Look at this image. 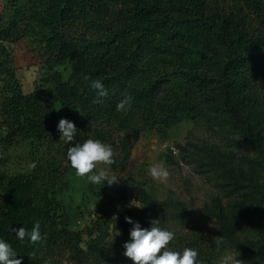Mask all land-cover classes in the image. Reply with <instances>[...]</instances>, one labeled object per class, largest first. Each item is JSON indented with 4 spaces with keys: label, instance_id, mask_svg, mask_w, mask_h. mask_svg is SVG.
I'll list each match as a JSON object with an SVG mask.
<instances>
[{
    "label": "trees",
    "instance_id": "1",
    "mask_svg": "<svg viewBox=\"0 0 264 264\" xmlns=\"http://www.w3.org/2000/svg\"><path fill=\"white\" fill-rule=\"evenodd\" d=\"M23 40L39 46L48 72L30 93L7 48ZM64 65L71 68L66 80L57 70ZM85 75L100 79L108 96L97 102ZM126 95L131 107L118 112ZM57 105L77 128L70 145L89 138L112 145L116 182H126L119 178L143 132L195 119L246 140L256 155L251 164L264 176V0H0V238L22 264H62L64 254L75 264H132L123 254L132 227L125 217L145 228L160 219L176 234L172 250L192 247L198 261L214 264L222 244L176 228L173 221L187 212L172 194L159 200L117 185L94 193L96 208L82 229L66 223L56 197L63 176L75 170L57 130ZM26 143L41 153L33 155L32 171L8 174L9 150ZM208 210L230 245L246 254L229 236L226 208L215 203ZM36 221L44 237L36 246L11 231ZM252 232L264 238V215Z\"/></svg>",
    "mask_w": 264,
    "mask_h": 264
},
{
    "label": "rangeland",
    "instance_id": "2",
    "mask_svg": "<svg viewBox=\"0 0 264 264\" xmlns=\"http://www.w3.org/2000/svg\"><path fill=\"white\" fill-rule=\"evenodd\" d=\"M210 1L218 5L231 2ZM7 48L20 82L25 83V76L33 77L36 85L43 82L48 72L38 45L23 40ZM57 70L68 79L69 65ZM56 114L63 118L59 105ZM37 147L38 144L33 154L29 143L11 148L6 165L8 174H29L33 169V155H41ZM255 158L253 147L236 133L212 121L184 120L174 127H155L139 136L131 154V164L119 178L126 182L93 184L86 175L70 172L63 176L56 199L63 205L66 223L79 230L95 211L97 198L94 193L99 191L111 192L117 185L126 184L132 191L142 189L159 200L172 194L187 212V216L173 221L174 226L184 231L200 230L211 243L222 244V252L214 264H220L227 255L240 259L242 264H264V238L252 232V223L264 215V176L252 166ZM154 165L167 167L170 173L167 180H153L149 168ZM100 170L107 171L109 180L116 177L110 165L98 164L95 171ZM98 198L101 203V197ZM215 203L226 208L229 236L246 254L241 248L230 245L217 219L209 212L208 208ZM61 260L62 264H75L69 254H64Z\"/></svg>",
    "mask_w": 264,
    "mask_h": 264
},
{
    "label": "clouds",
    "instance_id": "3",
    "mask_svg": "<svg viewBox=\"0 0 264 264\" xmlns=\"http://www.w3.org/2000/svg\"><path fill=\"white\" fill-rule=\"evenodd\" d=\"M85 81L90 82V86L97 90V102L100 98L108 96V90L104 87L100 79H91L88 75L84 76ZM133 97L126 95L116 105L118 112H126L130 109ZM57 130L65 143L70 145L74 140L77 128L74 122L67 118H61L57 124ZM66 160L71 168L75 170L77 176H87L93 184L109 185L115 183L114 180L107 178V171H93L98 164H114V149L112 145L102 142L99 139H86L83 143H74L68 146ZM149 174L155 181L167 180L170 173L163 165H154L149 168ZM131 206L142 208L138 204L132 203ZM125 221L132 225L129 232V240L123 245L124 256L132 261V264H202L198 261V251L192 247H185L182 252L172 250L169 245L175 239V232L168 228L160 227V219H154L150 227H142L138 221L131 217H125ZM41 225L36 221L31 229L25 227L13 228L12 232L18 241L27 240L31 245L36 246L44 237L40 231ZM18 254L12 245L3 238H0V264H22V259L17 258ZM220 264H242L231 255L223 257Z\"/></svg>",
    "mask_w": 264,
    "mask_h": 264
},
{
    "label": "crops",
    "instance_id": "4",
    "mask_svg": "<svg viewBox=\"0 0 264 264\" xmlns=\"http://www.w3.org/2000/svg\"><path fill=\"white\" fill-rule=\"evenodd\" d=\"M23 84H25V87L27 89H29V90L25 91V87H23L24 88V93H30V92H32V90L34 88V85H33L34 84V78L33 77H29V76H25V83H23ZM23 84H22V86H24Z\"/></svg>",
    "mask_w": 264,
    "mask_h": 264
}]
</instances>
